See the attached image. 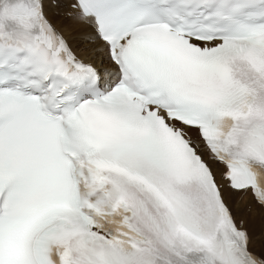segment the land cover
Returning a JSON list of instances; mask_svg holds the SVG:
<instances>
[{"label":"snow or ice","instance_id":"snow-or-ice-1","mask_svg":"<svg viewBox=\"0 0 264 264\" xmlns=\"http://www.w3.org/2000/svg\"><path fill=\"white\" fill-rule=\"evenodd\" d=\"M0 264H264V0H0Z\"/></svg>","mask_w":264,"mask_h":264}]
</instances>
